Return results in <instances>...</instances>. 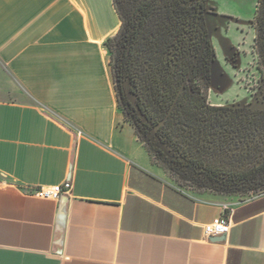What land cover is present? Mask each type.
<instances>
[{"label":"crops","instance_id":"0c3cea01","mask_svg":"<svg viewBox=\"0 0 264 264\" xmlns=\"http://www.w3.org/2000/svg\"><path fill=\"white\" fill-rule=\"evenodd\" d=\"M120 28L113 0H0V264H264V196L179 188L125 118ZM66 182L59 245L61 197L23 189ZM223 216L230 233L206 240Z\"/></svg>","mask_w":264,"mask_h":264},{"label":"trees","instance_id":"16d2710c","mask_svg":"<svg viewBox=\"0 0 264 264\" xmlns=\"http://www.w3.org/2000/svg\"><path fill=\"white\" fill-rule=\"evenodd\" d=\"M207 2L113 0L121 28L107 40L106 47L111 68L116 69L119 106L127 121L144 130L152 124L164 138L160 140L170 154L178 150L181 163L193 167L212 182L237 185L250 181L254 175L252 170L230 172L213 167L193 157L181 143L185 142L182 137L189 139L205 132L222 144L234 140L230 135L237 131L244 132L245 138L251 137L253 130L264 131L263 111L259 116H251L248 109L242 114L208 102L215 51L206 24ZM254 26L256 49L264 69V0L259 1ZM125 81L138 96L148 123L142 122L126 99ZM123 109L130 112L133 121ZM256 171L264 174V161Z\"/></svg>","mask_w":264,"mask_h":264},{"label":"rangeland","instance_id":"374dc122","mask_svg":"<svg viewBox=\"0 0 264 264\" xmlns=\"http://www.w3.org/2000/svg\"><path fill=\"white\" fill-rule=\"evenodd\" d=\"M260 0H208L206 23L210 42L215 51L212 66L209 104L229 107L244 114L247 109L251 116L264 112V69L256 49L254 19ZM116 48V54H117ZM114 67L117 62H112ZM113 78L118 95L115 70ZM128 119L133 121L128 110ZM137 134L145 143L152 161L161 168L169 179L179 188L196 195L211 197L229 203H241L264 194V174L256 168L264 161V131L232 133L234 140L220 144L207 132L201 136L186 139L182 144L193 157L224 171H250L254 173L250 181L230 185L211 182L194 168L173 162L159 151L151 137L142 128ZM249 134V133H247Z\"/></svg>","mask_w":264,"mask_h":264},{"label":"built area","instance_id":"2783aa9c","mask_svg":"<svg viewBox=\"0 0 264 264\" xmlns=\"http://www.w3.org/2000/svg\"><path fill=\"white\" fill-rule=\"evenodd\" d=\"M72 190V183L66 182L62 185H56L53 187H27L23 191L30 196L44 199L57 201L62 195L69 194ZM264 194L256 197H262ZM253 198L251 200H254ZM249 201V200H248ZM228 209V207H226ZM231 231V222L228 217L223 216L216 219L214 222L206 225L204 227V235L206 240H210L213 237H218L222 235H228Z\"/></svg>","mask_w":264,"mask_h":264},{"label":"water","instance_id":"95a60500","mask_svg":"<svg viewBox=\"0 0 264 264\" xmlns=\"http://www.w3.org/2000/svg\"><path fill=\"white\" fill-rule=\"evenodd\" d=\"M123 92L126 96V99L129 101V103L135 108L138 117L142 120L143 123H148V119L146 116L143 114L141 107L138 103V96L132 92V87L128 81H125L123 83ZM156 130L152 131V137H154V140L157 144H159L162 147V142L159 138H157L156 135ZM163 150L165 151H170L169 148L166 146H163ZM67 202H68V197L63 195L61 196V204H60V215H59V222H60V233H61V238L59 240V245L62 244L63 240V234H64V227H65V220H66V211H67ZM226 235L218 236V237H213L210 239L212 242H220L223 241Z\"/></svg>","mask_w":264,"mask_h":264},{"label":"flooded vegetation","instance_id":"af4514ba","mask_svg":"<svg viewBox=\"0 0 264 264\" xmlns=\"http://www.w3.org/2000/svg\"><path fill=\"white\" fill-rule=\"evenodd\" d=\"M207 24V23H206ZM136 115H137V112H136ZM138 116V115H137ZM156 128H154L153 126H152V124H148V129L147 130H144L146 133H148V135L151 137V139H152V142L154 143V145L159 149V151H161L162 153H164L165 155H167L170 159H172V161L173 162H176V163H179V164H184V163H181L180 161H179V159H180V157H179V152H178V150H176V149H174V153H172V154H170V151H165V150H163V144H162V147L159 145V144H157L156 142H155V140H154V137H152V131H154ZM157 138H161L162 140H164V138L160 135V133H159V131H158V129L156 130V135H155ZM172 157H171V156ZM186 165H188V164H186ZM189 166V165H188ZM191 167V166H190ZM193 168V167H192ZM200 173V172H199ZM201 174V173H200ZM202 175H204V174H202ZM205 176V175H204ZM207 177V176H206ZM211 181V180H210ZM212 182V181H211ZM214 183H217V182H214Z\"/></svg>","mask_w":264,"mask_h":264}]
</instances>
